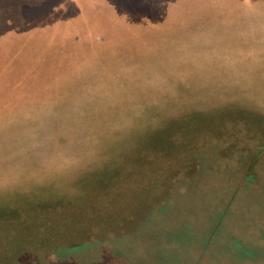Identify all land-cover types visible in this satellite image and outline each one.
Wrapping results in <instances>:
<instances>
[{
    "label": "rangeland",
    "instance_id": "rangeland-1",
    "mask_svg": "<svg viewBox=\"0 0 264 264\" xmlns=\"http://www.w3.org/2000/svg\"><path fill=\"white\" fill-rule=\"evenodd\" d=\"M261 147L264 0H0V264H264Z\"/></svg>",
    "mask_w": 264,
    "mask_h": 264
},
{
    "label": "trees",
    "instance_id": "trees-1",
    "mask_svg": "<svg viewBox=\"0 0 264 264\" xmlns=\"http://www.w3.org/2000/svg\"><path fill=\"white\" fill-rule=\"evenodd\" d=\"M263 154H264V147H261L259 149L256 148V149L246 153L245 155L244 154L241 155V157H240L241 160H239V159L238 160L243 166L244 165H245V167L247 166V168L250 171H252V169H255L256 167H258V165L260 166V164L262 163ZM206 156H207L206 154L202 155V162H203V160H206L207 162H209V160L213 159V157H214V159H216V161L218 163L217 155H210V157L212 156L211 159L208 158V156L207 157ZM204 157H206V158H204ZM158 185H159V183H158V180L156 179L154 182L151 183V188L155 189V187L158 186ZM170 197H171V200H172V196H170ZM113 198L114 197H110L109 198V202H108L109 204H112V205L114 204L115 200ZM111 199H113V200L110 202ZM146 202H147L146 198L140 199L135 205H138V204L140 205V204L146 203ZM121 206L118 205L116 208H114V210L112 212L108 211V213L106 214L107 215L106 217H104V214H102V213L99 214L97 212L85 211L83 216H78L77 219L80 220L82 223H86L88 225L91 224V222H93L94 220H97V219H108L109 221H116V220L121 218V220H123L122 217H128V215H130V213L126 212V211H122ZM122 212H126V213H122ZM87 216H88V218H87ZM147 221L148 220H146V222ZM146 222L143 223V221H141V224H139V226L136 228V230L138 232L136 234H134V235L122 232L121 235L120 234L119 235L118 234L117 235H113L112 237L110 236V238L106 236L105 239L102 240V241L108 242V244L110 246V249H113L114 246H116V245H119L118 248H121L120 244L122 242H127V240L129 241L131 238H132L131 240H133V239H135L136 236H137V239H138L139 237L142 236V234H144L145 236H148L151 233V234H154V236H152L151 238H154L156 236V234H157V232H156L157 229L155 227H152V226L151 227H144L145 225H147ZM56 226H57V224H56ZM142 227H144V228H142ZM59 228H61V229H59ZM58 229L62 230L64 233H69L71 231L70 230L71 229L70 223L68 222V227L64 228V227H59L58 226ZM143 229H146L147 231L144 230V231H146L145 233L141 232V230H143ZM55 230H56V228L54 230H51L49 233L52 234L53 232H55ZM113 232L117 233L118 231L116 229H114ZM99 240L100 239H95L94 241H90V240H87V239H83V240L73 241V242L69 243L70 245L59 246L58 249L59 248L60 249H64L65 248V249H70V250H76V249H80L83 246L90 247V245H94V243L96 244L97 242L101 241V240L100 241ZM130 243H134V242L131 241ZM4 261L5 260H3V262Z\"/></svg>",
    "mask_w": 264,
    "mask_h": 264
}]
</instances>
